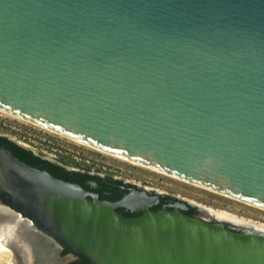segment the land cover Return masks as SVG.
Segmentation results:
<instances>
[{
	"label": "water",
	"instance_id": "water-1",
	"mask_svg": "<svg viewBox=\"0 0 264 264\" xmlns=\"http://www.w3.org/2000/svg\"><path fill=\"white\" fill-rule=\"evenodd\" d=\"M0 109L264 207V0H0ZM0 197L91 264H264V229L142 200L124 217L138 195L100 200L1 146Z\"/></svg>",
	"mask_w": 264,
	"mask_h": 264
},
{
	"label": "rangeland",
	"instance_id": "rangeland-1",
	"mask_svg": "<svg viewBox=\"0 0 264 264\" xmlns=\"http://www.w3.org/2000/svg\"><path fill=\"white\" fill-rule=\"evenodd\" d=\"M0 134H7L18 144H25L32 148L34 153L41 154L52 161L80 163L131 181L153 184L161 190H166L203 204L210 208L213 213L222 212L221 214H223V211H225L238 219L264 225V210L259 207L119 159L87 145L71 141L32 123L12 117L2 111H0ZM17 241L16 233L4 239V245L10 250L13 264H33L34 262L29 255L34 252L27 247L25 252H28V258L24 259L25 257L19 254V252L23 253V247L20 248Z\"/></svg>",
	"mask_w": 264,
	"mask_h": 264
},
{
	"label": "flooded vegetation",
	"instance_id": "flooded-vegetation-1",
	"mask_svg": "<svg viewBox=\"0 0 264 264\" xmlns=\"http://www.w3.org/2000/svg\"><path fill=\"white\" fill-rule=\"evenodd\" d=\"M1 135H6L7 137H9L7 134ZM37 155L47 159L41 154ZM48 160L52 161L51 159ZM52 162L59 164L66 171L79 172L83 175H87V178H85L86 185L81 186L88 193L96 195L100 200H108L114 202L127 195H138V199L130 207H118L116 209V211L124 217H135L142 214L144 212V209L140 208V206L142 205V201H144L146 205L145 210H179L187 215L210 222H216L217 219H222L225 221V225H227V222L255 225L253 224V222H238L235 220L218 217L210 210V208L206 207L205 205L200 204L196 201H191L185 197H182L181 195H175L174 193H171L169 191L161 190L153 184L131 181L123 177L115 176L112 173L105 172L88 165H82L80 163H60L55 161ZM98 180H101V182L99 183ZM139 195H141L142 197L145 196L146 199H142V197H139ZM88 197L91 198V196ZM111 197L117 198L111 200ZM0 205H8L4 197H0ZM18 217L17 219L19 221L25 219V215L23 213H20ZM9 233L10 231L8 229L6 231V235ZM13 234L14 233H12V235ZM2 242L4 243V241ZM21 247H23V253L19 252V254L25 257L24 259H26V257L28 258V252H25L27 251V246L21 245L20 248ZM29 256H31V259L34 262L33 264H91L87 259L85 260L81 258L80 255H77L70 250L65 251L64 247L60 250H51L49 253L45 251L42 252L40 250H35V252L31 253ZM0 258V264H13V261L10 257V250L8 248H6V250H0Z\"/></svg>",
	"mask_w": 264,
	"mask_h": 264
},
{
	"label": "bare ground",
	"instance_id": "bare-ground-1",
	"mask_svg": "<svg viewBox=\"0 0 264 264\" xmlns=\"http://www.w3.org/2000/svg\"><path fill=\"white\" fill-rule=\"evenodd\" d=\"M0 111L4 112V113H6V114H8V115H10V116H12V117L18 118V119H20V120H22V121H26V122L32 123V124H34V125H36V126L42 127L43 129L48 130V131H50V132H53V133L59 134V135H61V136H63V137H66L67 139H70L71 141L78 142V143H81V144H83V145H87L88 147H91V148H93V149H97V150H99V151H101V152H103V153H107V154L112 155V156H114V157H117V158H119V159H122V160H125V161H129V162H131V163H133V164H136V165H141L142 167H147V168H149V169H151V170H154V171H156V172H159V173L165 174V175H167V176H171V177H174V178L180 179L181 181H185V182L191 183V184H193V185H196L197 187H201V188L207 189V190H209V191L216 192V193H218V194H221V195L227 196V197H229V198L235 199V200H237V201L244 202V203L249 204V205H252V206L259 207V208H261V209L264 210V207H260V206H258V205H255V204H252V203H249V202L243 201V200L238 199V198H236V197H233V196H231V195H227V194L221 193V192L216 191V190H214V189H211V188L205 187V186H203V185H199V184L194 183V182H192V181H189V180H186V179H183V178L177 177V176H175V175H172V174H169V173H166V172H163V171H160V170L154 169V168H152V167H149V166H146V165H143V164L137 163V162H135V161H132V160L126 159V158H124V157H121V156L115 155V154H113V153L106 152V151H104V150H102V149H99V148H97V147H94V146L88 145V144H86V143H83V142H81V141H79V140H76V139H73V138H71V137L65 136V135H63V134H61V133H58V132H56V131H53V130H51V129H48V128H46V127H43V126H41V125H39V124H36V123L30 122V121H28V120H26V119H24V118H22V117H20V116H17V115H15V114H13V113H10V112H7V111H4V110H2V109H0ZM221 213H222V212H221ZM221 213H216V212H215L214 214H216L218 217H222V218L229 219V220H230V219H231V220H235V221L237 220L238 222H243V221H244V219H238L236 216L231 215V214H229V213H226L225 211H223V214H221ZM0 214L2 215V217H3V219H4V222H5V223L3 224V226H2L1 229H2V230H3V229H9L10 227H12L11 232H12V233H17V238H18L17 243L19 244V246H21V245H26V246L29 245V243H28V239H29L30 241H33L34 243H36L38 240H40V241L43 243V245H45V246L47 247V250H45V252H48V253H49L51 250H57L56 247H53V248L50 247V248H48L49 245H48V241L46 240V238H45V237L42 238V237L38 236V234H35V232H33V228H32V226H31L30 222H29L27 219H24V220H22V221H19V220L17 219V217H18L19 214H17L16 212L10 210L9 208H7V207H5V206H3V205H0ZM18 218H19V217H18ZM249 222H252V221H249ZM253 224H255V225H253V226H255V227H257V228L264 229V225L256 224L255 222H253ZM0 232H1V231H0ZM0 236H1V237H0V250H6L7 247H6V246L4 245V243L2 242V241H3L2 239H4V238H2V237H4V236H3V233H2V235H0ZM8 236H12V234L9 233V234H7V237H8ZM5 238H6V237H5ZM35 249H36V248H35ZM36 251H37V250H36ZM43 251H44V250H43ZM8 253H9V252H8ZM5 254H6V253H5ZM0 260H1V258H0ZM0 263H1V262H0Z\"/></svg>",
	"mask_w": 264,
	"mask_h": 264
},
{
	"label": "trees",
	"instance_id": "trees-1",
	"mask_svg": "<svg viewBox=\"0 0 264 264\" xmlns=\"http://www.w3.org/2000/svg\"><path fill=\"white\" fill-rule=\"evenodd\" d=\"M0 146L10 150L21 161L39 169L46 170L54 177L75 182L82 186L86 185L85 178H87V175H83L79 172L66 171L59 164L53 163L52 161L35 154L31 149L21 146L6 135L0 134ZM98 182L100 183L101 180H98ZM115 198L117 197H111L110 199L113 200ZM64 250L68 251L69 249L64 247ZM81 258L85 260L87 259L84 256H81Z\"/></svg>",
	"mask_w": 264,
	"mask_h": 264
}]
</instances>
